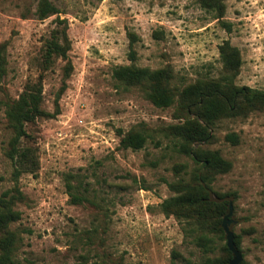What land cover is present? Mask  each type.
<instances>
[{
	"label": "rangeland",
	"instance_id": "rangeland-1",
	"mask_svg": "<svg viewBox=\"0 0 264 264\" xmlns=\"http://www.w3.org/2000/svg\"><path fill=\"white\" fill-rule=\"evenodd\" d=\"M47 1L58 12L40 19L38 0H0L6 61L0 77V194L13 183L2 101L17 99L37 81L42 45L53 29L66 26L72 65L65 77L67 60L59 56L43 71L41 105L54 116L26 126L39 168L19 177L25 200L16 205L21 218L11 225L21 237L15 264H183L217 255L219 247L204 253L182 222L159 207L173 194L168 182L184 173L174 166L184 164L187 173L194 168L165 130L178 122L176 107L154 105L140 88L118 83L113 70L132 63L133 40V64L168 67L172 84L184 86L220 74L219 45L227 40L241 57L236 84L264 90V0H225L222 18L195 0ZM136 129L148 133L143 147H121L120 134ZM213 133L200 146L232 163L213 183L220 192L236 193L227 226L242 236L248 264H264V109L222 119ZM229 133L237 135L236 143L227 140ZM67 173L87 183L96 204L69 201ZM225 242L217 239V246ZM173 251L179 253L174 260Z\"/></svg>",
	"mask_w": 264,
	"mask_h": 264
},
{
	"label": "trees",
	"instance_id": "trees-1",
	"mask_svg": "<svg viewBox=\"0 0 264 264\" xmlns=\"http://www.w3.org/2000/svg\"><path fill=\"white\" fill-rule=\"evenodd\" d=\"M202 8L213 12L216 18H222L225 11V0H195ZM58 10L47 0H38L36 15L44 19ZM58 23L62 19L57 18ZM226 25V23H224ZM66 26L53 29L42 45V54L37 81L28 83L17 99L6 98L2 101L11 130L4 154L11 163L12 185L0 194V264H15L16 251L21 237L11 225L21 218V212L16 208L19 202L25 200V195L19 187V177L24 173L36 174L39 168L38 149L34 145L33 135L28 124H33L38 118L54 116V113L42 108V78L43 71L48 69L54 58L66 59L64 76L68 77L72 65L67 51L70 42L66 34ZM134 38L133 33L129 34ZM130 42L128 65L114 68L113 78L127 87L140 88L146 97L158 107L175 106L177 123L168 125L167 130L178 142L179 150L189 156L194 162V168L187 173L184 164L174 166L183 175L168 182L173 194L161 201L160 210L166 215H174L183 224V230L191 241L204 253L213 252L219 247L217 255L202 256L198 261L183 259V264H229L232 253L226 242L217 246V239L225 240L222 227L223 218L229 212L230 202L235 199L234 191L220 192L213 187L217 175L228 172L232 163L224 158L218 150L203 148L202 143L214 139L213 130L216 124L225 118L246 117L249 113L264 109V90L250 86L237 85L235 79L239 74L241 57L237 47L229 41L219 45L222 71L216 77L199 78L184 86L172 84V72L168 67L151 69L133 64L136 59L135 50ZM5 44H0V77L5 74ZM119 145L123 148H142L148 133L144 129H136L121 133ZM227 140L238 141L235 133L226 135ZM74 179L77 183H73ZM65 186L69 201L73 204H96L88 194L87 183H82L77 174H65ZM235 247L242 251V236L233 233ZM242 253V252H241ZM179 253L172 252V259ZM243 257V255H242ZM172 264H180L172 261ZM240 264H248L242 258Z\"/></svg>",
	"mask_w": 264,
	"mask_h": 264
},
{
	"label": "water",
	"instance_id": "water-1",
	"mask_svg": "<svg viewBox=\"0 0 264 264\" xmlns=\"http://www.w3.org/2000/svg\"><path fill=\"white\" fill-rule=\"evenodd\" d=\"M232 203L230 202L229 204V212L228 214L223 218L222 221V227L223 230L225 232V237H226V245L228 247V249L231 251L232 253V258L229 261V264H240V262L242 261V253L241 251H239L233 242V232L228 228L227 226V218L228 216H230V214L232 213Z\"/></svg>",
	"mask_w": 264,
	"mask_h": 264
}]
</instances>
